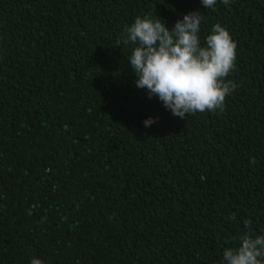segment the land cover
<instances>
[{"label": "trees", "instance_id": "trees-1", "mask_svg": "<svg viewBox=\"0 0 264 264\" xmlns=\"http://www.w3.org/2000/svg\"><path fill=\"white\" fill-rule=\"evenodd\" d=\"M194 9L237 87L178 118L122 33ZM245 219L264 235V0H0V264H222Z\"/></svg>", "mask_w": 264, "mask_h": 264}, {"label": "clouds", "instance_id": "clouds-1", "mask_svg": "<svg viewBox=\"0 0 264 264\" xmlns=\"http://www.w3.org/2000/svg\"><path fill=\"white\" fill-rule=\"evenodd\" d=\"M222 2L227 5L229 0ZM215 3L202 0L204 9H214ZM204 19L201 10L194 9L169 29L161 18L138 16L122 33L123 43L134 45L128 59L136 86L146 89L149 98L157 97L178 118L222 110L226 96L237 87L234 81H225L235 68L237 44L229 30L216 23L202 45L199 32ZM154 122L153 117L144 120L146 127ZM250 225L251 220L245 219L246 231L237 246L223 251L222 264H264V235H253ZM30 264L43 261L34 257Z\"/></svg>", "mask_w": 264, "mask_h": 264}]
</instances>
